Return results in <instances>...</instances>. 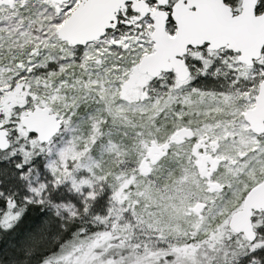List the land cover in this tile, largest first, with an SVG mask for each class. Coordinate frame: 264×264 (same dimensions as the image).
Returning a JSON list of instances; mask_svg holds the SVG:
<instances>
[{
	"label": "snow or ice",
	"instance_id": "6c2138e0",
	"mask_svg": "<svg viewBox=\"0 0 264 264\" xmlns=\"http://www.w3.org/2000/svg\"><path fill=\"white\" fill-rule=\"evenodd\" d=\"M0 264H264V0H0Z\"/></svg>",
	"mask_w": 264,
	"mask_h": 264
}]
</instances>
